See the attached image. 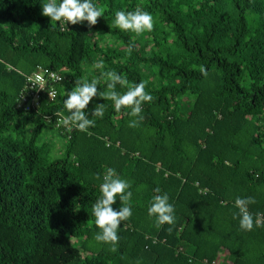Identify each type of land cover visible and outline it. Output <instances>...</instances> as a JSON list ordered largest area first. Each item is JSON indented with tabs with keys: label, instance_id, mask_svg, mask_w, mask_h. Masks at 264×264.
<instances>
[{
	"label": "trees",
	"instance_id": "16d2710c",
	"mask_svg": "<svg viewBox=\"0 0 264 264\" xmlns=\"http://www.w3.org/2000/svg\"><path fill=\"white\" fill-rule=\"evenodd\" d=\"M43 2L0 0V264H213L224 251L230 264H264V216L244 231L235 207L253 197L249 212L264 214V0H92L98 23L63 32ZM137 8L152 31L110 26L116 11ZM37 67L69 71L56 100L23 112L17 97ZM110 70L146 82L153 99L139 125L97 96L85 110L106 105L95 127L57 129L75 81L95 78L104 91ZM49 129L58 141H43ZM108 168L133 193L115 252L94 239ZM163 193L174 226L148 214Z\"/></svg>",
	"mask_w": 264,
	"mask_h": 264
},
{
	"label": "clouds",
	"instance_id": "9594fccd",
	"mask_svg": "<svg viewBox=\"0 0 264 264\" xmlns=\"http://www.w3.org/2000/svg\"><path fill=\"white\" fill-rule=\"evenodd\" d=\"M42 15L51 19L53 27L58 24L59 31H68L66 27L69 24L77 25L87 22L89 28L98 23V19L103 16V10L98 8L92 0H45L42 3ZM111 27L119 28L122 31L135 33L136 36L144 32L153 30L154 22L150 13L137 8L135 11H116L114 22ZM134 42H130L129 50L134 47ZM103 62H98L94 67H102ZM201 72L207 75L206 69L202 66ZM101 79L107 81L106 90L98 92V80H76L75 87L67 93V99L64 100V107L68 115L57 112V123L66 128L72 127L81 132H88L95 127L96 119L103 118L106 105L97 104L91 112H86L90 102L94 97L113 102L117 113L121 109H130L126 114L132 117L129 121V127H137L143 120L142 105L151 102L153 97L146 93V82L130 84L126 77L118 74L114 70L101 73ZM126 87L127 91L119 93L116 88ZM49 95H53L49 92ZM91 115L92 118H89ZM91 134V133H89ZM97 179H100L97 176ZM131 185L126 180L120 178L116 171L108 168L103 176V182L100 184V196L92 205V215L95 217V224L100 229L94 239L98 243L110 245L112 252L117 251L119 240L117 230L121 227L122 221H127L132 215L130 201L133 193L129 190ZM155 191L160 193V188ZM117 197L121 202V207L114 210L113 205L117 202ZM256 201L253 197L235 199V207L238 209L240 228L244 231H252L254 226H260L261 217L264 214L257 213L254 219L249 212V205ZM148 214L155 219L157 226L175 224L174 206L169 202L167 193L158 194L153 197V202L148 208ZM235 218V216H234ZM171 227L168 231L171 232Z\"/></svg>",
	"mask_w": 264,
	"mask_h": 264
},
{
	"label": "built area",
	"instance_id": "2783aa9c",
	"mask_svg": "<svg viewBox=\"0 0 264 264\" xmlns=\"http://www.w3.org/2000/svg\"><path fill=\"white\" fill-rule=\"evenodd\" d=\"M68 71L67 68L55 70L53 68L37 67L32 74L25 78V84L17 97V108L23 112H30L38 109L44 100H56L58 96L57 86L66 79ZM49 92H52L53 95L50 96ZM57 119L55 122L56 128L62 129L64 126L58 124ZM69 128L64 127L66 130H69ZM220 254H225L226 257L224 261L219 263ZM220 254L213 264H230L227 259V252L224 251Z\"/></svg>",
	"mask_w": 264,
	"mask_h": 264
},
{
	"label": "rangeland",
	"instance_id": "374dc122",
	"mask_svg": "<svg viewBox=\"0 0 264 264\" xmlns=\"http://www.w3.org/2000/svg\"><path fill=\"white\" fill-rule=\"evenodd\" d=\"M134 35L136 36V34L134 33ZM57 137V134H56V131L53 132V130L49 129L48 131L46 130L43 134V141H48V142H52L53 139H55V141H58V139L56 138ZM58 145L56 146L57 149L60 148L61 144L60 143H57ZM225 257L226 255L225 254H220V257H219V263L221 261H224L225 260Z\"/></svg>",
	"mask_w": 264,
	"mask_h": 264
}]
</instances>
